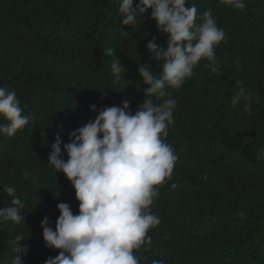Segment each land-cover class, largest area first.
<instances>
[{
  "label": "trees",
  "instance_id": "16d2710c",
  "mask_svg": "<svg viewBox=\"0 0 264 264\" xmlns=\"http://www.w3.org/2000/svg\"><path fill=\"white\" fill-rule=\"evenodd\" d=\"M0 264H264V0H0Z\"/></svg>",
  "mask_w": 264,
  "mask_h": 264
}]
</instances>
